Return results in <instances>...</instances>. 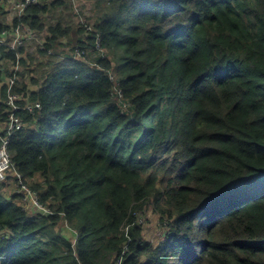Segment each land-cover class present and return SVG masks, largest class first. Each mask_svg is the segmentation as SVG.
<instances>
[{
    "label": "trees",
    "instance_id": "obj_1",
    "mask_svg": "<svg viewBox=\"0 0 264 264\" xmlns=\"http://www.w3.org/2000/svg\"><path fill=\"white\" fill-rule=\"evenodd\" d=\"M18 1L0 34L36 39L0 50V130L14 69L42 107L10 137L0 264H264V0Z\"/></svg>",
    "mask_w": 264,
    "mask_h": 264
},
{
    "label": "built area",
    "instance_id": "obj_2",
    "mask_svg": "<svg viewBox=\"0 0 264 264\" xmlns=\"http://www.w3.org/2000/svg\"><path fill=\"white\" fill-rule=\"evenodd\" d=\"M40 0H20L14 6V11L21 16L27 8L32 4L39 3ZM81 22L85 23V18L81 17ZM88 30H91V26H87ZM35 32L25 25L17 26L13 30H4L0 34V50L2 46H7L8 48L16 49V47L25 45L28 40L36 39L34 37ZM42 44V41H39ZM98 46H100V41L98 40ZM50 53H54L50 50ZM19 69V68H18ZM18 70H13V75L10 76L6 84L8 85V94L6 98V103L8 106L9 119L5 124H3V129L0 130V179H5L7 177L8 170L12 167V154L9 150L10 137L21 130L25 126V122L18 111L21 109L30 111L34 113L36 109L42 107L41 102H31L24 92L16 91V85L19 80L17 75ZM23 102V103H22ZM2 131H6V135L2 136ZM17 176V186L18 192L21 194L22 202L26 210L30 214H35L42 212L47 215L55 214V212L44 205L39 199V193L34 190L30 185L25 183L23 174L16 171ZM143 218H140V222ZM0 236H4L3 227L0 225Z\"/></svg>",
    "mask_w": 264,
    "mask_h": 264
},
{
    "label": "rangeland",
    "instance_id": "obj_3",
    "mask_svg": "<svg viewBox=\"0 0 264 264\" xmlns=\"http://www.w3.org/2000/svg\"><path fill=\"white\" fill-rule=\"evenodd\" d=\"M74 2L79 7H81V6L83 7V5L85 3L84 0H74ZM12 4L13 3H11L9 5V7L12 6ZM82 10L84 13H86L85 8ZM10 17H11V15L8 16V18H10ZM143 219H144V226H145V235L153 242L160 241L164 237V233L167 230V226L166 227H164L163 225L161 226L160 219H158V217L155 215L152 216L151 213H148Z\"/></svg>",
    "mask_w": 264,
    "mask_h": 264
}]
</instances>
